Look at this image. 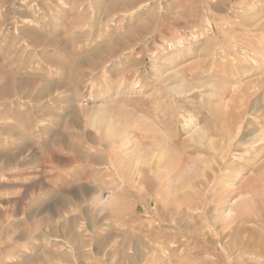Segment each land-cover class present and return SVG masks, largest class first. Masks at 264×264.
<instances>
[{
  "label": "rangeland",
  "instance_id": "374dc122",
  "mask_svg": "<svg viewBox=\"0 0 264 264\" xmlns=\"http://www.w3.org/2000/svg\"><path fill=\"white\" fill-rule=\"evenodd\" d=\"M0 264H264V0H0Z\"/></svg>",
  "mask_w": 264,
  "mask_h": 264
},
{
  "label": "bare ground",
  "instance_id": "6f19581e",
  "mask_svg": "<svg viewBox=\"0 0 264 264\" xmlns=\"http://www.w3.org/2000/svg\"><path fill=\"white\" fill-rule=\"evenodd\" d=\"M184 130L188 131V137H189L188 140L189 141L194 142V143H199V144L203 145L206 148H211L212 143H211V141L208 138V134H206V133L205 134H202L201 133V130H200L199 126H198V123L195 120H189V121H187L185 123V125H184ZM155 187H156V184L153 185V188H155ZM159 187H163V185L159 184L157 186V192L159 194L165 196L164 190L162 188H160L163 191L162 190L159 191ZM195 196H196V194H194V197ZM208 197L206 196L205 198H208ZM165 201H166V203L164 205H162L158 210L156 209V206L151 203L152 200H150V203L151 204H149V206L151 208V211L153 212V215L156 216L159 220L163 221V223H165V222H167V221H169L171 219L170 218V215H171L170 214V211L171 210L175 214L180 213L181 212V206H183V205L185 206V209H188V211L189 210H192V211L193 210H198L199 211V208H198L199 206H202L200 210L204 211L203 213L209 211L208 208L204 207V203H203L204 198L201 199V200L194 199V200H191V201L183 202V198L181 196L174 195V196H172L170 198L171 204L173 206L172 209L169 208V205H167L168 204V199L167 198H166ZM191 216L192 217H195L194 214H192ZM165 225L166 224H163V226L160 227L161 228V231H163V227ZM155 229H156L154 231L155 237H157V239H159V240H164L166 236H163V235L158 234L157 227ZM171 235H175L174 236V239L172 240L173 241L172 244L175 245L176 244V234L173 233Z\"/></svg>",
  "mask_w": 264,
  "mask_h": 264
}]
</instances>
